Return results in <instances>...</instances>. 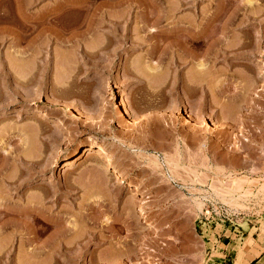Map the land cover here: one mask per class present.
<instances>
[{"label": "rangeland", "instance_id": "obj_1", "mask_svg": "<svg viewBox=\"0 0 264 264\" xmlns=\"http://www.w3.org/2000/svg\"><path fill=\"white\" fill-rule=\"evenodd\" d=\"M0 171L74 264H264V0H0ZM21 230L0 264H53Z\"/></svg>", "mask_w": 264, "mask_h": 264}, {"label": "bare ground", "instance_id": "obj_2", "mask_svg": "<svg viewBox=\"0 0 264 264\" xmlns=\"http://www.w3.org/2000/svg\"><path fill=\"white\" fill-rule=\"evenodd\" d=\"M251 1V0H250ZM253 1V0H252ZM67 3V2H66ZM159 3V2H158ZM251 3V2H250ZM184 4V3H183ZM186 5V4H185ZM252 5V4H251ZM20 13V11H19ZM217 14V13H216ZM217 16V15H216ZM253 15H250V16H245V17H250ZM214 17V16H213ZM250 18H248L250 20ZM253 18V17H252ZM251 18V19H252ZM255 18V17H254ZM212 19V18H211ZM246 19L244 18V21ZM7 21V20H6ZM9 21V20H8ZM248 21V20H246ZM252 21V20H251ZM208 22V21H207ZM210 22V21H209ZM229 23V22H228ZM242 23L243 20H242ZM2 24V23H1ZM206 27V26H205ZM196 28V27H195ZM195 28H189L187 30V33L188 31L192 32L194 35H196L197 33H195V31H197ZM195 29V31H194ZM227 30V29H226ZM205 31V30H204ZM186 32V30H185ZM228 32V31H227ZM192 33H189L190 35ZM199 33V32H198ZM204 34V33H203ZM225 33H223L224 35ZM197 38H198V35H196ZM196 36H193V38L195 39L196 41ZM225 36V35H224ZM186 38V37H185ZM188 38V37H187ZM186 38V39H187ZM191 39H192V36H191ZM222 39V38H221ZM199 40V39H198ZM191 41V40H189ZM188 41V42H189ZM194 41V42H195ZM192 43H194L193 41H191ZM191 42L187 43V44H190ZM247 45V44H246ZM187 46V45H186ZM249 46V45H248ZM247 46V47H248ZM189 48V47H188ZM187 48L188 52L189 49ZM192 52V50H191ZM224 52H226V50H224ZM227 53V52H226ZM225 53V54H226ZM191 54V53H190ZM91 55V54H90ZM192 55V54H191ZM179 57V56H178ZM196 57V56H195ZM179 59V58H178ZM177 59V60H178ZM152 66V65H151ZM200 66L203 68V64H200ZM151 68V67H150ZM155 68H151V70L154 71ZM140 78V77H138ZM142 80V78H140ZM194 80V78H193ZM20 82V81H19ZM196 83V82H195ZM24 85V84H23ZM26 85V84H25ZM192 86V85H191ZM195 89V88H194ZM51 102V101H50ZM49 102V103H50ZM52 103V102H51ZM66 105V109L70 108L71 105ZM75 106V104H73ZM72 105L71 109L74 108ZM69 106V107H68ZM80 106V105H79ZM81 109H83L81 106L79 107ZM75 109V108H74ZM73 109V110H74ZM77 109V108H76ZM80 110V109H79ZM78 110V112H79ZM70 111V110H69ZM83 111V110H82ZM81 111V112H82ZM67 112V111H66ZM85 112V111H84ZM82 112V113H84ZM82 113H77L78 116L79 114H82ZM86 115V112L84 113ZM126 114H129L128 112ZM82 118L85 119V116L83 117V114L80 115ZM131 116V115H130ZM87 118V116H86ZM80 119V117H79ZM78 119V120H79ZM89 119V117L87 118ZM86 120V119H85ZM216 125V124H215ZM214 125V126H215ZM217 127V125H216ZM90 152V155H92V157L94 159H96L98 162H100V165L99 163L96 164L97 166L99 165L100 167L104 166V168H110V169H113L118 175H120L122 178L124 179H129V174H126V172L123 171V169L121 168V165L120 163L115 159L113 153H111L110 151L106 150L105 148H99V149H89L88 150ZM88 153V152H87ZM89 155V153H88ZM16 158V157H15ZM14 158V159H15ZM90 158V157H89ZM90 159L91 161L93 160ZM18 159V158H17ZM22 160V159H21ZM93 163H97V162H93ZM103 164V165H102ZM102 165V166H101ZM90 166V165H89ZM96 166V167H97ZM98 166V167H99ZM84 166H82V169H83ZM86 169V167H84V170ZM89 169V167H88ZM80 170V169H79ZM93 170V169H92ZM112 170V171H113ZM3 171V169H2ZM87 171V170H86ZM1 172V171H0ZM85 172V171H84ZM89 172V170H88ZM93 172V171H92ZM87 173V172H85ZM91 173V171L89 172ZM109 173V172H108ZM2 174V172H1ZM112 174H114L112 172ZM5 175V173L3 174ZM92 175V173H91ZM110 176V174H109ZM112 176V177H111ZM110 177L114 179V175H111ZM119 176V177H120ZM1 177V176H0ZM7 178V177H6ZM15 178V177H14ZM110 178V179H111ZM131 178V177H130ZM134 178V177H133ZM109 179V180H110ZM116 179V178H115ZM7 180V179H6ZM134 180V179H132ZM3 181V180H1ZM21 181V180H20ZM107 181H108V177H107ZM131 181V180H130ZM4 182H6L4 180ZM23 182V181H22ZM22 182H18L19 184L17 185L18 188H20L22 185ZM109 182V181H108ZM7 184V183H5ZM13 184V183H12ZM27 184V183H26ZM110 184V183H109ZM108 185V184H107ZM137 187V186H136ZM110 189V186L108 187ZM112 188V187H111ZM139 191L141 190L140 187H138ZM136 189V188H135ZM3 190V189H1ZM136 191V190H135ZM134 191V192H135ZM141 193V191H140ZM137 194V193H136ZM35 195V194H34ZM119 195V194H118ZM37 196V195H36ZM114 197V196H113ZM33 197H31V199H29V197L24 200L23 204H20L19 206H12V205H7V203H1L0 202V217H2L3 215H6L7 218H10L11 221H14L16 224H19L20 227L22 228V230L20 231V233L22 234L21 236L23 237V246H29L31 248H33V250L35 249L34 254L35 255H43L45 254V256H49V260L51 259V257H53V259L55 260V262L53 264H74L75 261L72 260L71 257H73L72 255L70 256V253H73V248L71 247L73 242L75 241L72 240L73 238H71V236L73 235V229L72 227H70L69 225L68 226H65L59 233L53 235L52 237H54L52 240H45L43 242H39L40 238L43 236V233H44V230L43 228L41 229L40 227V224H47L48 225V222H52L53 220L48 216L46 217V210H45V203L43 202V199L41 200L40 198L35 200L32 199ZM45 201V200H44ZM140 201H143V200H140ZM144 202V201H143ZM142 205V202L140 203ZM144 204V203H143ZM146 204V203H145ZM144 206V205H143ZM146 208V207H144ZM148 209V208H147ZM145 211V210H143ZM148 212V210H146ZM48 213V212H47ZM49 215V214H48ZM5 217V216H4ZM52 221H50V219ZM51 224V223H50ZM71 225V224H70ZM9 226L8 224H3L2 228L6 229V227ZM45 229V228H44ZM2 230V229H1ZM79 238V237H77ZM77 241V239H76ZM75 241V242H76ZM77 243V242H76ZM75 244V243H74ZM75 251V250H74ZM36 252V253H35ZM33 254V255H34ZM37 256V257H38ZM52 259V260H53ZM48 261V259H47ZM95 261V260H94ZM50 262V261H49ZM46 263V262H45ZM51 263V262H50ZM52 264V263H51ZM88 264V263H87ZM91 264V263H90ZM95 264V262H94Z\"/></svg>", "mask_w": 264, "mask_h": 264}]
</instances>
